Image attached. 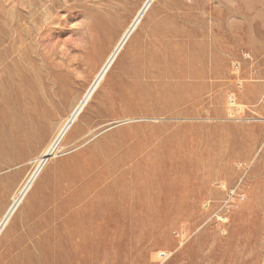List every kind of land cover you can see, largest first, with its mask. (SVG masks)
Wrapping results in <instances>:
<instances>
[{
	"label": "rangeland",
	"instance_id": "374dc122",
	"mask_svg": "<svg viewBox=\"0 0 264 264\" xmlns=\"http://www.w3.org/2000/svg\"><path fill=\"white\" fill-rule=\"evenodd\" d=\"M146 1L0 0V178L24 166L0 207ZM135 39L5 226L0 264H264V0H155ZM20 120L41 137L13 145ZM60 186L75 198L55 211Z\"/></svg>",
	"mask_w": 264,
	"mask_h": 264
},
{
	"label": "bare ground",
	"instance_id": "6f19581e",
	"mask_svg": "<svg viewBox=\"0 0 264 264\" xmlns=\"http://www.w3.org/2000/svg\"><path fill=\"white\" fill-rule=\"evenodd\" d=\"M155 0H147L142 8L139 9L138 13L135 15L134 19L125 24L118 33L113 37L111 45L104 53L103 57L101 58L100 68L97 70L95 77L89 87L86 89L85 93H83L80 97H78L72 108L70 109L69 113L63 117L60 122L55 127L53 131V135L50 137L48 143L46 144L45 148L43 149L42 153L39 157H37L35 161V165L33 169L21 180L15 190L13 189V194L10 198L8 203H5L0 207V235L4 230L5 226L11 219L12 215L19 207L21 201L27 194V192L32 188L35 181L37 180L39 174L43 170L44 167L48 164V162L52 159L54 155H56V150L59 146L69 144L72 141L79 140L84 134L80 133L74 137L75 133L78 131L81 121L86 118V114H84L85 107L88 105L91 97L93 96L94 92L97 90L98 86L100 85L101 81L105 78L107 73L109 72L110 68L118 58L121 51L125 48L127 44L132 41V44L137 42L135 39L136 31L139 28L144 16L152 7ZM109 26L110 23H107L106 19H102L100 16L96 20V28L97 32L101 37H105L107 33H109ZM134 40V41H133ZM48 110L43 112L44 114L48 115ZM42 114V113H41ZM40 114V115H41ZM21 120L17 123L15 128V136L12 137L11 141L12 144L15 146H23L34 142L35 140L41 137V134L44 130V123L41 121H37L33 123L32 126H25L22 127ZM24 166H17L15 171L5 175V177L0 178V188L4 187L8 189V187L16 182L18 177L22 174ZM52 170V167L48 166L44 172L46 175L49 171ZM67 177V175H64ZM61 185V184H59ZM61 186L58 188L57 198L58 203L55 206V211L62 210L63 208L67 207L70 202H72L75 198L74 195L69 196L67 198L60 197ZM12 188L10 187V190ZM9 190V191H10ZM54 196V195H53ZM113 192L107 194V200L113 198ZM105 199L104 201L107 202ZM51 214H48L47 217H50ZM76 229L70 230V233L67 232L66 236L60 237L58 230H55L53 236L55 237L54 244L49 246L45 243H40V247H43L49 251H58L63 247V245L68 241L70 242V236L75 232ZM72 245V244H70ZM27 257L24 256L23 264L27 263Z\"/></svg>",
	"mask_w": 264,
	"mask_h": 264
}]
</instances>
